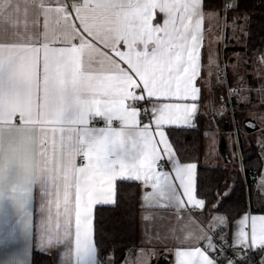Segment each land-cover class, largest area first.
I'll return each mask as SVG.
<instances>
[{"label": "snow or ice", "instance_id": "6c2138e0", "mask_svg": "<svg viewBox=\"0 0 264 264\" xmlns=\"http://www.w3.org/2000/svg\"><path fill=\"white\" fill-rule=\"evenodd\" d=\"M248 3L0 0V264H153L157 247L174 264H264V142L255 209L223 210L233 189L210 194L201 177L228 103L264 109V53L251 80L220 64L219 45L250 33ZM201 116L189 151L174 132ZM121 185L139 187V243L117 258L104 213Z\"/></svg>", "mask_w": 264, "mask_h": 264}, {"label": "trees", "instance_id": "16d2710c", "mask_svg": "<svg viewBox=\"0 0 264 264\" xmlns=\"http://www.w3.org/2000/svg\"><path fill=\"white\" fill-rule=\"evenodd\" d=\"M216 2L217 0H209V6H215ZM247 7L250 9V15L252 17L249 22L251 25L249 35L246 36L245 42L242 45L235 44L234 38H230L224 42L225 47L223 53L230 56L234 53H244L247 55L248 61L251 62L248 63L250 65L253 61H257V57L260 54L264 53V4H261L260 0H250ZM226 63L225 58L220 62L221 66ZM221 91L223 93L224 90L221 89ZM232 103H228V111L223 119L217 118L219 127L222 131L231 132V121L235 115L233 109L235 107L236 110L237 107L235 105V100H233ZM227 127L229 128L227 129ZM203 133V116H201L198 129L182 133L174 132L173 138L178 143H183L185 148L189 151L191 150V145H200L202 151V146L205 143ZM259 150V147L256 145L244 150L242 148L240 149L242 155L239 159L245 161L241 166L243 176L241 174V167L238 166V176H236V179L234 178L233 185L230 182V170L228 168H208L209 170L201 172L202 184L204 185L205 190L210 194L217 190L220 192L226 191L227 189L224 187V181H227L229 187L233 189L230 198H228L224 204L223 210L231 212L233 210L242 209L249 205V200H251V209H255L258 206V197L253 184V174L261 171ZM250 189L252 190L251 193ZM121 190L126 193V195L119 208L115 211H106L104 213L106 223L115 222L118 225L116 241L111 245L116 250L115 255L117 258H120L126 249H130L138 244V228L129 226L133 221V218L138 219V186L121 185ZM33 264H51V261L47 255L34 252Z\"/></svg>", "mask_w": 264, "mask_h": 264}, {"label": "rangeland", "instance_id": "374dc122", "mask_svg": "<svg viewBox=\"0 0 264 264\" xmlns=\"http://www.w3.org/2000/svg\"><path fill=\"white\" fill-rule=\"evenodd\" d=\"M244 37H242V40L237 42V45L244 44L245 42ZM222 53H223V50H222ZM221 58L222 59L225 58L226 62H228L229 59L232 60L240 72L245 74L249 80L252 79L251 74H253V66L256 64V61H253L252 66H250L248 63H251V62L248 61L246 54L244 53L238 54L237 57L236 56L231 57L230 55L226 54L224 57L223 55H221ZM245 61H247L248 63L245 64ZM230 70H229V73H230L229 80L231 79ZM262 72H264V70H262ZM219 94H222L221 90L218 93V95ZM253 103H255V97H253ZM261 114H264V109H258V108L251 107V106L239 105L236 107L234 118L231 121V125H232L231 132L221 130L218 124V120H217L219 116H217V118L211 124V133L217 141L219 150L215 153V155L210 156L208 161L210 164L215 163L216 167L228 168L230 170L229 176H230V182L232 185L234 184V180L237 178L236 176H238L237 175L238 166L240 167L242 166V164L240 163L241 160L239 159L241 158V154H242L240 149L242 148L244 150L248 147H252L255 145L257 146L258 140H260L261 142H264V132L260 130V129H264V122H261L260 120ZM247 119H255L257 125L259 126V130L255 131L254 133L249 134L246 131L245 126H244V122ZM207 126L208 125L206 122V118L203 117L204 131ZM228 128L229 127H227V129ZM237 140L239 141V143L236 144L235 147H233L234 142ZM225 147H226V153L224 152ZM260 151L261 150H259V152ZM224 156L229 158L230 162H225L226 159H224L225 158ZM204 164H205V161H204ZM241 174L243 176L242 167H241Z\"/></svg>", "mask_w": 264, "mask_h": 264}, {"label": "crops", "instance_id": "0c3cea01", "mask_svg": "<svg viewBox=\"0 0 264 264\" xmlns=\"http://www.w3.org/2000/svg\"><path fill=\"white\" fill-rule=\"evenodd\" d=\"M214 31L217 32L218 35H221L222 36V33L220 32L219 29H215ZM232 34H230V37H231ZM235 37H238L239 39H236L234 38V43L236 44L237 42H239L240 40H242V37H244V35H242L239 31H237L235 33ZM218 37L217 36H209V40L212 42L211 43V47L212 48H216L217 45L215 43L216 39ZM246 38V37H244ZM208 41H206L207 43ZM224 49V42H222L220 45H219V51H220V62H221V55H223V57L225 56L224 53H222V50ZM238 54H242V53H234L233 56L231 57H234ZM250 66H252V64H250ZM226 149V147H225ZM226 153V152H225ZM225 157V156H224ZM224 159H226L225 162H230L229 161V158L225 157ZM201 166L202 167H205V164H204V159L202 157V160H201ZM219 166V165H218ZM207 168H220V167H216L215 163L213 164H210L209 161L207 160ZM138 197H139V187H138ZM138 203H139V199H138ZM138 216H139V213H138ZM138 243H139V230H138ZM156 253H157V259L156 260H160L161 256L165 257V263L164 264H174V261H173V256L171 254V252L169 251V249H166V248H160V247H157L155 249ZM49 258H50V261H51V264H59V258L57 255H47Z\"/></svg>", "mask_w": 264, "mask_h": 264}, {"label": "water", "instance_id": "95a60500", "mask_svg": "<svg viewBox=\"0 0 264 264\" xmlns=\"http://www.w3.org/2000/svg\"><path fill=\"white\" fill-rule=\"evenodd\" d=\"M249 120V119H247ZM246 121V120H245ZM244 126H245V122H244ZM246 131L251 134L254 133L255 131L259 130V126L256 129H251L245 126ZM224 152H226V149L224 148ZM165 263V257L161 256L160 260H155L153 262V264H164Z\"/></svg>", "mask_w": 264, "mask_h": 264}, {"label": "built area", "instance_id": "2783aa9c", "mask_svg": "<svg viewBox=\"0 0 264 264\" xmlns=\"http://www.w3.org/2000/svg\"><path fill=\"white\" fill-rule=\"evenodd\" d=\"M223 66H224V64H223ZM223 66H222V67H223ZM231 102H232V101H230V104H231ZM254 174H255V173H254ZM254 174H253V175H254Z\"/></svg>", "mask_w": 264, "mask_h": 264}]
</instances>
